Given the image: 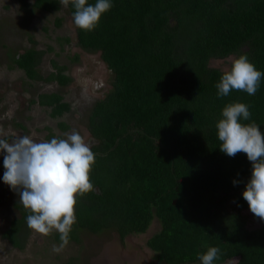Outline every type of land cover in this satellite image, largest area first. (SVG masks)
<instances>
[{
	"label": "trees",
	"instance_id": "16d2710c",
	"mask_svg": "<svg viewBox=\"0 0 264 264\" xmlns=\"http://www.w3.org/2000/svg\"><path fill=\"white\" fill-rule=\"evenodd\" d=\"M18 1L35 11L61 8L60 0ZM111 3L94 30H76L77 45L99 53L112 87L88 117L93 190L77 197L69 241H78L81 230H113L123 241L157 219L160 229L146 245L164 264H200L198 254L208 247L220 250L213 264H264V221L242 196L251 162L243 152L222 153L216 129L223 108L240 102L251 113L241 122L264 134V76L255 95L233 90L219 97L216 84L225 71L209 65L246 55L264 73V0ZM67 7L73 17L71 2ZM42 55L31 47L12 61L30 80L67 85L71 78L54 61L55 72L41 74ZM37 102L53 117L70 109L59 93L39 94ZM58 127L68 129L64 122ZM14 207L20 217L3 236L22 249L30 213L20 202ZM250 220L261 225L249 228ZM53 237L61 242L59 233Z\"/></svg>",
	"mask_w": 264,
	"mask_h": 264
},
{
	"label": "rangeland",
	"instance_id": "374dc122",
	"mask_svg": "<svg viewBox=\"0 0 264 264\" xmlns=\"http://www.w3.org/2000/svg\"><path fill=\"white\" fill-rule=\"evenodd\" d=\"M60 5V10L42 12L23 9L18 0H0V138L9 142L20 136H29L35 142L50 141L49 133L52 138H66L76 130L93 143L87 130L88 117L94 104L110 92L111 74L99 53L84 51L77 45L73 17L68 7ZM31 47L43 51L41 74L55 72L51 65L54 61L64 67L63 73L71 81L59 86L56 82L28 79L12 57ZM234 58L212 59L209 65L226 72ZM42 93L61 94L70 109L62 116H51V109L37 102ZM59 122L67 124L68 129L60 130ZM3 155L0 153V264H164L146 245L160 229L157 219L146 233L129 235L123 241L113 230L99 234L81 230L78 241H69L59 253L52 251L53 245L61 243L53 237L58 232L43 236L28 228L23 248H14L3 233L20 217L14 207L19 196L3 182ZM260 225L254 220L248 222L249 228Z\"/></svg>",
	"mask_w": 264,
	"mask_h": 264
},
{
	"label": "clouds",
	"instance_id": "9594fccd",
	"mask_svg": "<svg viewBox=\"0 0 264 264\" xmlns=\"http://www.w3.org/2000/svg\"><path fill=\"white\" fill-rule=\"evenodd\" d=\"M73 5V21L76 28L92 31L101 16L112 7L111 0H60L67 7ZM246 55L231 62L216 84L219 97L228 96L233 90L255 95L261 77ZM251 117L249 106L236 102L226 105L222 118L216 123L219 147L222 153L234 157L243 152L251 162V176L243 199L247 201L254 216L264 221V134L255 123L244 124ZM3 153V182L19 196V202L30 214L26 217L29 229L47 236L54 230L61 243L53 245L52 251L61 252L69 243V234L76 221L77 197L93 190L90 172L95 163L91 142L78 131L66 134V138L35 142L29 136H20L11 142L0 138ZM234 184L238 183L233 181ZM219 248L208 247L198 254L200 264H213L218 259Z\"/></svg>",
	"mask_w": 264,
	"mask_h": 264
}]
</instances>
